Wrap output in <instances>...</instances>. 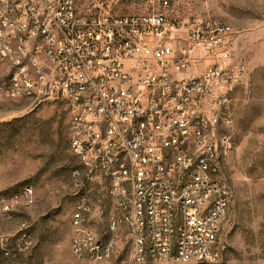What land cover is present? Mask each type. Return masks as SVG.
Instances as JSON below:
<instances>
[{
  "label": "built area",
  "instance_id": "1",
  "mask_svg": "<svg viewBox=\"0 0 264 264\" xmlns=\"http://www.w3.org/2000/svg\"><path fill=\"white\" fill-rule=\"evenodd\" d=\"M127 1L134 12L114 15L77 0H0V97L68 105L74 257L115 253L116 236L102 242L90 227L106 191L110 229H129L133 262H214L232 198L223 168L234 95L247 76L235 32L215 17H173L169 0ZM36 202L29 185L0 196V218Z\"/></svg>",
  "mask_w": 264,
  "mask_h": 264
},
{
  "label": "rangeland",
  "instance_id": "2",
  "mask_svg": "<svg viewBox=\"0 0 264 264\" xmlns=\"http://www.w3.org/2000/svg\"><path fill=\"white\" fill-rule=\"evenodd\" d=\"M155 0L154 3H160ZM171 16L222 19L233 27L235 59L247 71L234 95L233 148L223 168L231 205L220 226L214 262L187 264H264V0H169ZM127 0H77L83 11L130 14ZM70 112L63 102L36 104L0 97V196L32 186L35 206L12 219L0 218V264H183L136 263L124 225L111 231V199L95 197L90 227L98 240L116 236L117 247L105 262L72 254V213L77 199L71 172L78 165L70 148Z\"/></svg>",
  "mask_w": 264,
  "mask_h": 264
}]
</instances>
